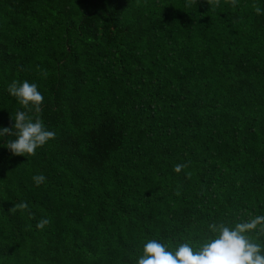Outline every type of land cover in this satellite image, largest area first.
Masks as SVG:
<instances>
[{
	"label": "trees",
	"instance_id": "trees-1",
	"mask_svg": "<svg viewBox=\"0 0 264 264\" xmlns=\"http://www.w3.org/2000/svg\"><path fill=\"white\" fill-rule=\"evenodd\" d=\"M186 3L0 0V127L28 81L56 134L0 137V264H137L264 215V0Z\"/></svg>",
	"mask_w": 264,
	"mask_h": 264
},
{
	"label": "clouds",
	"instance_id": "clouds-1",
	"mask_svg": "<svg viewBox=\"0 0 264 264\" xmlns=\"http://www.w3.org/2000/svg\"><path fill=\"white\" fill-rule=\"evenodd\" d=\"M198 0H187L186 7L197 4ZM210 6L218 7L220 0H206ZM233 7L237 0H230ZM257 15L262 14V9L253 5ZM47 75L46 71L42 73ZM15 97L24 111L17 110L11 127H0V137H14L6 139L4 147L12 156L31 157L36 155V150L55 139V133L46 129L39 113L42 110L44 97L35 83L13 81L7 89ZM33 113L35 114L33 116ZM186 165L177 164L176 173H180ZM35 185L39 187L46 180L43 174L32 177ZM179 193H177L178 195ZM27 203H17L11 209L26 210ZM31 215V214H30ZM34 218V217H33ZM50 221L41 219L37 229H44ZM208 235L202 243L195 246L185 242L172 249L155 239L149 240L143 246V255L137 264H264V215L249 217L238 222L234 227L225 223H210Z\"/></svg>",
	"mask_w": 264,
	"mask_h": 264
}]
</instances>
